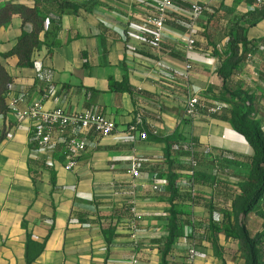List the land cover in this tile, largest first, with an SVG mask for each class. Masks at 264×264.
Returning a JSON list of instances; mask_svg holds the SVG:
<instances>
[{"label":"crops","instance_id":"0c3cea01","mask_svg":"<svg viewBox=\"0 0 264 264\" xmlns=\"http://www.w3.org/2000/svg\"><path fill=\"white\" fill-rule=\"evenodd\" d=\"M68 1L84 8L72 15L60 13L52 0H0V8L36 6L45 18L34 68H19L16 57L3 60L12 86L6 98L10 111L0 116V264H163L164 241L171 233L175 240L167 264H203L200 253L219 249L223 233L221 226L220 231L208 228L207 206L216 205V223L222 213L232 212L247 178L242 163L250 161L252 167L255 152L224 117L226 109L209 115L201 108L185 121L184 108L192 95L205 107L219 106L220 51H228L238 31L248 41L264 40V4L172 0L156 42L150 20L161 0ZM195 4L205 12L193 20ZM32 30L14 16L0 28V54ZM43 69L51 75H41ZM125 80L130 93L110 91L111 83ZM36 105L44 112L96 113L118 131L109 137L75 132L87 148L70 172L58 140L53 148L32 146L31 133L41 121L32 114ZM137 112L144 117L146 141L127 131ZM177 136L196 141L199 153L210 151L216 167L200 154L197 170L215 175L217 187H192L191 171L178 168L186 161L168 157L167 142ZM134 159L140 164L137 179L130 174ZM171 175L179 198L169 189ZM188 191L197 194V205L181 200ZM133 206L142 217L134 235L129 229ZM193 248L197 254L190 261Z\"/></svg>","mask_w":264,"mask_h":264},{"label":"trees","instance_id":"16d2710c","mask_svg":"<svg viewBox=\"0 0 264 264\" xmlns=\"http://www.w3.org/2000/svg\"><path fill=\"white\" fill-rule=\"evenodd\" d=\"M53 4L59 9L60 13L78 14L80 9L84 7L75 3L74 1L68 0H52ZM14 16H19L22 20L23 27L26 24H31L33 30L30 34L23 32L21 37L18 39L15 47L7 54H0V116H6L10 111L6 103L7 93L12 86V79L9 76L7 70L3 65V60L11 57H16L18 59V67L23 69H32L35 66L33 61V55L37 49L42 45L41 35L44 32L45 18L42 16L41 11L38 7L29 8L23 5L17 4H7L0 8V28L8 25ZM263 18V17H262ZM264 46V40L260 41H248L242 36L241 31H238L236 36H233L229 41V55L221 60V67L219 70V75L223 80V88L221 95L224 97H229L235 104V110L231 117V122L235 131L243 136L251 148L255 152V156L252 163V171L248 179L242 185V195L237 198L235 205L239 208L240 214L247 216L251 213H257L258 216L264 218V133L261 129V122L256 120V101L257 97L255 94L245 91L239 86H234L230 83L232 76L235 75L237 70L249 59L253 58L255 55L260 54L261 48ZM85 59H86V55ZM89 65L85 61L84 67L87 68ZM49 73L43 69V73ZM110 91L118 93H130L131 90L126 83H111ZM3 140V138L1 139ZM194 147L195 153H190L185 150V146L189 143L177 136L173 138V142H167V155L175 156L181 160L186 161V163L179 169L192 171L191 159L196 158L198 162V167L200 166L201 159L200 154L204 162L210 166H214V160L210 159L211 153L208 149H204L203 152H198V144L196 141H190ZM31 144L35 149H39L37 139L35 138V132L31 133ZM66 152L64 153V155ZM221 163L226 162V157L224 154L220 153L218 156ZM220 163V164H221ZM218 166V165H217ZM216 167V166H214ZM198 169V168H197ZM175 176H170L169 189L173 194V198H179L178 189L175 184ZM192 184V187L203 184L204 186H218V179L214 175H207L201 173L198 170L194 171V176L192 179L188 180ZM183 202H188L192 205L198 204V196L194 192H186L181 196ZM207 206V205H206ZM234 206V203H233ZM211 214V222L208 228L215 229V231H220L219 226L224 233H229L232 230L231 215L229 212L222 213L221 221H217V210L216 205L211 201L207 206ZM220 214V213H219ZM264 228V226H263ZM239 237L241 238L247 257L249 259V264H264V229L259 232L255 238H252L244 226L237 230ZM175 240L173 233L164 241L165 248L163 250V264L166 263V258L170 253V248Z\"/></svg>","mask_w":264,"mask_h":264},{"label":"built area","instance_id":"2783aa9c","mask_svg":"<svg viewBox=\"0 0 264 264\" xmlns=\"http://www.w3.org/2000/svg\"><path fill=\"white\" fill-rule=\"evenodd\" d=\"M255 2L258 5L264 4V0H255ZM171 7L172 0H161L157 5L155 15L150 20L156 42H160L161 40V34L166 26L167 16ZM191 12L193 20H196L205 12V8L199 4H195L192 6ZM188 45L192 48L195 46V41L191 38L188 41ZM201 108H205L209 115H218L225 111V107L221 105L205 107L197 96L192 95L186 101L183 120L193 119ZM32 114L41 120L40 125L34 130L39 147L42 149L53 148L55 139L62 143L68 159L65 169L70 172H74L79 167L80 159L87 148L85 139L81 138V135H75V132L93 133L102 137H109L118 131V127L113 121L96 113L69 115L62 109L44 112L40 105H36L32 110ZM144 123L143 115L137 112L134 115L133 122L127 127V131L131 135L139 136L140 140L146 141L147 133L144 130ZM184 148L192 154L196 152L191 142ZM190 164L192 167L190 177H193L194 171L198 168L197 159L192 158ZM130 174L133 179L140 177V164L136 159L131 163ZM141 220L142 217L133 206L131 210V221L129 222V229L133 235L137 231L138 224ZM195 257L196 252L193 248L189 252V260L193 261Z\"/></svg>","mask_w":264,"mask_h":264},{"label":"rangeland","instance_id":"374dc122","mask_svg":"<svg viewBox=\"0 0 264 264\" xmlns=\"http://www.w3.org/2000/svg\"><path fill=\"white\" fill-rule=\"evenodd\" d=\"M220 54L225 58L229 55V51L222 49ZM230 83L256 95L255 117L261 122V129L264 131V52L255 55L253 58L249 59L247 63L243 64L235 75L232 76ZM217 101L218 104L224 106L227 111L224 117L230 119L236 108L231 98L221 95ZM250 164V161L242 163L244 175L247 177L246 179L250 176L252 168ZM235 203L236 202H234V206L231 208L232 212L230 213L232 230L229 233L223 232L218 236L217 241L218 244H220L219 249L214 248L211 252L200 253L203 264L209 260H212V264H249L244 244L237 230L244 226L250 236L255 238V236L264 229V218L256 216L254 213L247 216L241 215ZM263 203L264 201L261 203V206ZM194 250L196 252L195 248Z\"/></svg>","mask_w":264,"mask_h":264}]
</instances>
